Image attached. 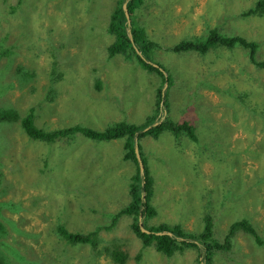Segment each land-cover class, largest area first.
<instances>
[{"label": "rangeland", "instance_id": "rangeland-1", "mask_svg": "<svg viewBox=\"0 0 264 264\" xmlns=\"http://www.w3.org/2000/svg\"><path fill=\"white\" fill-rule=\"evenodd\" d=\"M116 1L0 0V107L20 116L33 109L36 125L47 131L77 125L105 131L120 121L141 126L156 110L164 112L156 106L159 74L136 57H108ZM254 3L145 0L137 7L138 24L162 46L150 59L174 81L168 120H188L199 139L163 131L140 140L158 211L150 224H180L200 235L213 219V239L222 244L232 224L247 221L264 239V69L251 64L242 47L205 55L165 49L218 26L260 41L257 56L264 60V16L247 25L239 16ZM15 7L18 15L4 19ZM48 89L62 91L50 99ZM125 142L78 132L47 143L29 137L20 121L0 122L2 264H119L108 252L113 240L128 255L124 264H136L140 254V264H200L203 248L185 246L170 257L143 248L131 215L112 225V214L132 201L136 166L125 159ZM58 222L73 233L110 229H102L94 248L74 246L50 233ZM230 239V248L211 253L212 264H264V245L254 235L239 230Z\"/></svg>", "mask_w": 264, "mask_h": 264}, {"label": "trees", "instance_id": "trees-1", "mask_svg": "<svg viewBox=\"0 0 264 264\" xmlns=\"http://www.w3.org/2000/svg\"><path fill=\"white\" fill-rule=\"evenodd\" d=\"M126 0H118L117 7L113 10L110 24L108 25V32L115 36L114 42L108 47V57L113 58L117 55L122 56L126 60L137 61L141 66L148 70L149 72L157 73L162 78L161 86L157 89V102L156 106L162 109V105L168 112V91L174 81L172 80L170 74L167 70L163 69L159 64H153L150 59L154 55L156 49L162 48L157 42L151 40L147 36L146 27L144 25H139L137 20V6L144 2V0H129L127 8L130 14V33L133 38L130 37L129 25L127 21V16L123 9V4ZM17 7L13 8L11 14H3L4 19L15 18L18 15ZM247 10H242L240 13L241 19L245 21V25L252 22L255 18H260L264 16V0H255L254 5L246 8ZM2 17V16H1ZM2 18V19H3ZM208 27H211L208 25ZM202 37H194L193 39H186L178 41L173 46H167L168 52L172 53H182V52H197L201 55H205L211 49L227 48L229 50H234L237 47H242L247 53L248 59L251 64L257 68L264 69V60L258 59V52L261 48V42L249 40L243 35L222 33L218 26L212 27L208 34H203ZM141 52L142 56L138 54ZM146 54V56L144 55ZM37 85L36 82H34ZM165 83H168L169 88L163 92ZM0 86L1 81H0ZM47 86H44L46 89ZM62 90L58 92H51L48 89V95L50 99L59 97ZM66 101L63 100V104ZM67 107V105L65 104ZM164 110V111H165ZM100 112L99 114H102ZM158 110L156 114L148 117L144 125H136L127 122L116 123L115 125L109 127L105 131H97L96 129L83 126H72L63 129H55L53 131H47L40 128L35 123V116L33 109H30L24 116H20L17 110L5 109L0 107V122H15L20 121L23 131L32 139L44 141L47 143H53L61 139H70L76 133H82L86 138L95 141H110L120 138H126L125 142V159L135 163L136 170L134 175H132V180L130 183V194L132 196L131 203L123 208L116 216L128 214L133 216L134 222L132 224V229L136 233L137 237L143 240L144 247L154 246L158 252L166 254L168 257L172 256L177 251H182L185 246L196 247L200 250L199 262L200 264L204 261L206 264H212L211 253L216 249H228L232 246L230 237L243 230L246 233H250L255 236V240L259 245H264V239H261L255 232L254 226L249 224L247 221L236 222L230 226L227 234V238L224 243L220 244L213 239V219H206V226L204 232L200 235L190 233L185 231L180 224H174L168 226L165 223L158 226H150L147 224V218H151L157 215V210L152 206L151 199L153 193L154 179L150 175L149 168L144 161L143 151L140 145V140L144 137H154L158 138L163 131H170L177 139L181 136L187 135L192 141L198 142V136L195 133L193 125L189 123L188 120L182 123L174 122L168 120L165 117L164 121H160V111ZM184 134V135H183ZM138 141L140 155L144 164V175H142L140 170V165L138 163L137 155L135 152V144ZM145 177V178H143ZM232 191V190H230ZM145 193V195H144ZM143 218V225L149 231H143L140 228L139 220ZM50 233L57 234L61 239L66 241L68 244L74 246L79 243L91 244L92 246L98 245L97 232L93 233H73L65 228L60 222H58L57 227L50 231ZM212 236V238H211ZM193 240V241H191ZM120 245L115 242L109 252L112 260L119 264H124L128 258V255L120 249ZM199 256V257H200ZM4 257V256H3ZM142 255L136 257V264H140ZM6 258V257H4ZM4 260V259H3ZM2 259L0 264H2ZM8 260V259H6ZM9 261V260H8ZM6 262V261H5ZM33 263V262H30Z\"/></svg>", "mask_w": 264, "mask_h": 264}, {"label": "clouds", "instance_id": "clouds-1", "mask_svg": "<svg viewBox=\"0 0 264 264\" xmlns=\"http://www.w3.org/2000/svg\"><path fill=\"white\" fill-rule=\"evenodd\" d=\"M176 1V0H175ZM126 2H127V0H126ZM125 2V3H126ZM128 2H129V0H128ZM128 2H127V4H128ZM116 6H115V8L118 6L117 5V1H116ZM123 6H124V4H123ZM124 9V8H123ZM126 15V14H125ZM130 15V14H129ZM109 23H110V20H109ZM110 34V33H109ZM112 37H113V40L115 39V36L114 35H112V34H110ZM156 42V41H155ZM113 43V42H112ZM111 43V44H112ZM161 46V45H160ZM161 49V48H160ZM140 52V51H139ZM169 88V85H168V83H165V85H164V88H163V92L166 90V88ZM171 88V87H170ZM169 88V89H170ZM162 107H163V105H162ZM35 116V115H34ZM162 116V117H161ZM160 117H161V119H160V121H164L165 120V117H167V114L166 113H160ZM147 121V120H146ZM120 122H127V121H120ZM120 122H118V123H120ZM127 123H129V122H127ZM115 125V124H114ZM115 140H117V139H115ZM111 141V140H110ZM141 145V144H140ZM136 146H137V148H138V153H139V155H140V151H139V146H138V141H136V144H135V152H136ZM142 151H143V149H142ZM136 155H137V152H136ZM137 159H138V157H137ZM140 159H141V161H142V157H141V155H140ZM138 163H139V160H138ZM142 163H143V161H142ZM140 165V164H139ZM144 165V164H143ZM140 170H141V168H140ZM142 173V172H141ZM142 175H144V173L142 174ZM143 178H145V177H143ZM129 192H130V188H129ZM125 208V207H124ZM157 210V209H156ZM158 212V211H157ZM96 214V213H95ZM94 214V215H95ZM118 213L115 211V213L114 214H112V216H111V218H112V225H115L116 224V226H117V224H118V226H119V221H118V217L117 218H115V216L117 215ZM129 216L128 214H123V216ZM122 216V217H123ZM156 216H158V213H157V215ZM153 217H155V216H153ZM152 218V217H151ZM148 220H147V224L148 225H150V226H158V225H160V224H163V223H157L156 225H153V224H150L148 221H149V218H147ZM142 220H143V218H140V220H139V225H140V228H141V230H143V231H146V232H149L145 227H144V225H143V223H142ZM133 222H134V219H133V221H132V223H131V229H132V224H133ZM103 228H107V229H110V227H108V226H105V225H99L95 230H93V231H91V232H88L87 234H89V233H93V232H97V238H98V243H100V242H102V239L100 238V232L102 231V229ZM132 231H133V229H132ZM134 232V231H133ZM135 233V232H134ZM135 235H136V233H135ZM137 236V235H136ZM139 240H141L140 238H139ZM142 242H143V240H141ZM115 242H117L118 244H119V242L120 241H117V240H113V243H115ZM143 244V243H142ZM120 245V244H119ZM120 247H121V245H120ZM143 248H146V247H154V246H151V245H149V246H146V247H144V245L142 246ZM155 248V247H154ZM111 250V249H110ZM161 253V252H160ZM8 259V258H7ZM127 261V260H126ZM11 262V261H10ZM32 262V261H31ZM205 263V262H204ZM203 264V263H202Z\"/></svg>", "mask_w": 264, "mask_h": 264}, {"label": "water", "instance_id": "water-1", "mask_svg": "<svg viewBox=\"0 0 264 264\" xmlns=\"http://www.w3.org/2000/svg\"><path fill=\"white\" fill-rule=\"evenodd\" d=\"M127 2H128V0H127ZM127 2L124 3L123 8H124L125 14H126V16H127L128 25L130 26L131 21H130L129 11H128V8H127ZM136 152H137V157H138V160H139V164H140L141 172H142V174H143V173H144V165H143V163H142V161H141V159H140V155H139V153H138V148H137V146H136ZM203 264H206V263L203 262Z\"/></svg>", "mask_w": 264, "mask_h": 264}, {"label": "bare ground", "instance_id": "bare-ground-1", "mask_svg": "<svg viewBox=\"0 0 264 264\" xmlns=\"http://www.w3.org/2000/svg\"><path fill=\"white\" fill-rule=\"evenodd\" d=\"M145 3V0H144V2L143 3H141V4H139L137 7H139V6H141L142 4H144ZM136 7V8H137ZM110 24V23H109ZM129 33H130V29H131V27L129 26ZM130 35V37H132L133 38V36H132V34L130 33L129 34ZM113 42H114V40H113ZM110 45H112V44H110ZM117 56H119V55H117ZM116 57V56H115ZM165 110V109H164ZM167 111L165 110L164 112H162V113H166ZM103 114V113H102ZM56 129H58L59 130V128H56ZM119 193H120V191H119ZM142 223H143V220H142ZM78 245H88V246H90L91 244L89 243V244H83V243H79ZM92 246V245H91ZM93 248L95 247V246H92Z\"/></svg>", "mask_w": 264, "mask_h": 264}, {"label": "flooded vegetation", "instance_id": "flooded-vegetation-1", "mask_svg": "<svg viewBox=\"0 0 264 264\" xmlns=\"http://www.w3.org/2000/svg\"><path fill=\"white\" fill-rule=\"evenodd\" d=\"M112 16V15H111Z\"/></svg>", "mask_w": 264, "mask_h": 264}]
</instances>
